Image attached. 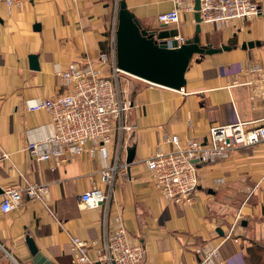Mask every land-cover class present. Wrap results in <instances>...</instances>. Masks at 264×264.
Returning a JSON list of instances; mask_svg holds the SVG:
<instances>
[{"label":"crops","instance_id":"1","mask_svg":"<svg viewBox=\"0 0 264 264\" xmlns=\"http://www.w3.org/2000/svg\"><path fill=\"white\" fill-rule=\"evenodd\" d=\"M122 1L142 27L151 30L159 29V16L175 7L172 0H25L21 8L0 6V145L10 154V160L0 164V190L25 182L48 186L45 203L25 196L10 213L1 211L0 193V264H32L28 235L51 264H74L72 237L101 242L105 207H80V197L94 186L112 191L108 221L123 216L128 234L146 251L141 264H198L197 248L228 234L239 242L223 245L225 264H264V145L240 148L228 160L202 166L201 186L189 207L163 199L146 167L158 148H173L167 138L178 136L182 145L188 139L205 144L212 126L239 118L253 128L264 119V93L246 85L255 77L243 71L264 64V0L255 20L235 21L220 30L202 25V45L231 50L195 56L182 91L139 84L132 92L133 106L126 116L132 130L124 136L112 189L101 182L105 164L99 153H83L53 171V162L31 160L26 152L30 130L49 126L35 137L53 132L50 115L28 111L26 102L63 95L57 72L72 64L96 66L100 55L111 54V31L118 30ZM196 25L195 15L184 12L180 25L167 29H178L179 36L190 40ZM248 42L263 46L243 50ZM33 55L38 71L31 68ZM103 72L108 74L110 68ZM132 146L135 158L128 165ZM92 147L89 143L88 149ZM112 156L110 163L115 150ZM218 179L226 183L216 186ZM252 246L262 251L258 263L248 254Z\"/></svg>","mask_w":264,"mask_h":264},{"label":"built area","instance_id":"2","mask_svg":"<svg viewBox=\"0 0 264 264\" xmlns=\"http://www.w3.org/2000/svg\"><path fill=\"white\" fill-rule=\"evenodd\" d=\"M25 0H0V6L8 10L21 8ZM174 9L159 16V22L177 27L181 23L182 13H196L195 0H172ZM260 0H200L201 25L212 26L217 30L229 26L235 21H252L262 14ZM117 28L111 31L114 46L111 56L102 54L97 65L84 66L72 64L66 71L57 72L65 93L54 99L28 100L26 108L30 112H47L53 132L46 136L35 137V132L48 128L43 126L28 132L26 152L31 160L53 162L52 170L73 162L83 153L95 156L99 153L104 162L102 184L112 189L119 169L120 152L126 133L132 128L127 125L126 116L132 108L127 91L121 86V76L127 75L117 67L116 53ZM179 46L186 40L175 38ZM110 68L105 74L104 68ZM255 78L246 85L260 89L264 93V64L255 63L243 68ZM250 123L239 118L233 124L212 126L202 143L188 139L184 145L178 136L165 140L173 148L164 151L158 148L146 160L151 182L160 196L166 201L183 207L195 203L196 194L201 186L199 170L202 166L221 160H228L233 152L240 148L264 145V119L257 127L249 128ZM93 147L88 149V144ZM115 150L114 163L112 152ZM10 160V154L0 145V164ZM24 186L2 189L1 211L10 213L19 207L26 196L29 200L45 203L47 187L43 184L25 182ZM223 179L216 180V186H222ZM111 190L94 186L80 197V207L96 209L105 207L103 238L89 242L79 237L71 238V256L74 264H141L146 256L143 245L128 234L121 214L116 215L112 224L108 221V209L112 196ZM236 218L234 226L238 223ZM238 238L230 234L220 242L209 241L198 247V264H225L222 247ZM93 251V253H92Z\"/></svg>","mask_w":264,"mask_h":264},{"label":"water","instance_id":"3","mask_svg":"<svg viewBox=\"0 0 264 264\" xmlns=\"http://www.w3.org/2000/svg\"><path fill=\"white\" fill-rule=\"evenodd\" d=\"M195 11L196 34L194 38L186 40L179 46L175 40L180 34L178 29L169 30L165 24L159 29H145L122 1L116 35L117 67L125 74L143 82L182 91L186 86V73L195 56L203 58L231 50L230 46L225 45L220 48H215L212 44L202 45L200 0H195ZM36 28L40 29V26L37 24ZM262 46L261 42H248L241 48L247 50ZM30 59L32 70L38 71L37 56L33 55ZM127 152V164L130 165L135 158V146L129 147ZM0 193L2 194V190ZM217 232L224 236L222 230ZM26 244L32 257V264H51L30 235L26 237Z\"/></svg>","mask_w":264,"mask_h":264},{"label":"rangeland","instance_id":"4","mask_svg":"<svg viewBox=\"0 0 264 264\" xmlns=\"http://www.w3.org/2000/svg\"><path fill=\"white\" fill-rule=\"evenodd\" d=\"M120 81H121L122 88H124L127 91V98L128 99L132 95V92L136 91L135 89H137L139 84H143V85H147V86H153L152 84H149L147 82H143L137 78H134V77L129 76V75H124V74L121 76Z\"/></svg>","mask_w":264,"mask_h":264},{"label":"trees","instance_id":"5","mask_svg":"<svg viewBox=\"0 0 264 264\" xmlns=\"http://www.w3.org/2000/svg\"><path fill=\"white\" fill-rule=\"evenodd\" d=\"M248 254L250 257L255 258L256 263L260 262L262 258V251L259 248H255L253 246L248 249Z\"/></svg>","mask_w":264,"mask_h":264}]
</instances>
